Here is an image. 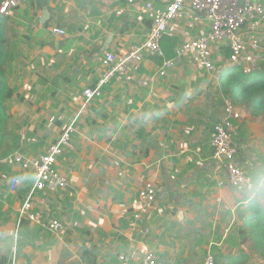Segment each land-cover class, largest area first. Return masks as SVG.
Returning a JSON list of instances; mask_svg holds the SVG:
<instances>
[{
  "label": "crops",
  "instance_id": "1",
  "mask_svg": "<svg viewBox=\"0 0 264 264\" xmlns=\"http://www.w3.org/2000/svg\"><path fill=\"white\" fill-rule=\"evenodd\" d=\"M147 1L46 0L50 18L45 24L36 0L10 11L9 26L17 34L10 71L18 65L23 77L17 83L9 77L17 89L8 103L5 146L12 134L13 152L36 158L57 142L81 110L83 91L94 88L102 75L99 58L146 41L153 27L143 13ZM55 27L66 36H54ZM207 29L203 16L197 22L174 20L166 34L170 59ZM259 38L264 56V21ZM163 39V57L145 52L141 77L154 75L167 60ZM213 55L211 73L183 60L150 87L114 79L87 105L71 147L57 162L71 186L49 191L43 207L65 224L64 233L52 234L20 217L33 178L20 168L1 166L16 212L11 219L0 218V264H119L122 254L131 257V264H142L149 251L163 264H202L208 254L218 263L238 256L245 246L235 234L242 224L237 209L256 189L251 194L218 186L225 175L212 159L213 128L232 99L241 114L236 162L257 188L264 181V112L254 116L223 91L226 72L239 68L246 74L229 62L228 46L214 45ZM260 66L246 75L264 72V60ZM19 123L31 134L23 129L15 137ZM13 152L4 148L0 156ZM11 176L21 180L15 192L9 188ZM148 182L155 186L156 204L143 211L139 192ZM138 212L142 224L134 217Z\"/></svg>",
  "mask_w": 264,
  "mask_h": 264
},
{
  "label": "built area",
  "instance_id": "2",
  "mask_svg": "<svg viewBox=\"0 0 264 264\" xmlns=\"http://www.w3.org/2000/svg\"><path fill=\"white\" fill-rule=\"evenodd\" d=\"M12 0H8L0 8V13L8 15ZM123 11H120L122 13ZM143 13L149 18L153 27L146 41L132 47L128 52L115 54L107 52L99 58L102 75L94 88L83 91L84 104L81 110L70 120L60 138L52 144L45 153L36 158H29L20 152L0 156V167L20 168L31 174L33 185L28 191L20 210V217L39 225L42 229L59 235L64 233L66 226L62 221L52 217L43 209L49 191L66 190L71 184L68 177L57 169L58 159L71 147V137L76 132V125L87 105L96 97H100L102 88L114 79L126 83H137L142 87H150L157 77H166L176 62L188 60L207 72L215 70L213 46L226 44L230 49L229 62L240 66L246 74L260 69L264 60L261 50L259 31L264 21V0H149ZM201 16L207 22L208 29L202 35L184 42L175 50L172 59L164 61L154 75L140 76L145 52L163 57L161 40L167 34L174 20L191 18L194 22ZM54 36H66V31L55 27ZM224 118L213 128L211 140L212 159L216 170L225 175L219 181L220 188L228 185L237 192L245 191L250 179L246 170L236 162L238 153L234 143L240 130L241 114L235 108L232 99L225 102ZM21 180L11 176L9 188L11 192L18 190ZM143 211H150L156 204L155 186L148 182L139 192ZM136 221L144 223L141 212L134 215ZM145 234L149 229L143 230ZM119 264H131L128 254L119 256ZM142 264H163L158 255L152 251L146 252ZM202 264H218L212 254H208Z\"/></svg>",
  "mask_w": 264,
  "mask_h": 264
},
{
  "label": "trees",
  "instance_id": "3",
  "mask_svg": "<svg viewBox=\"0 0 264 264\" xmlns=\"http://www.w3.org/2000/svg\"><path fill=\"white\" fill-rule=\"evenodd\" d=\"M7 1L0 0V8ZM20 6L21 4L10 7L9 13L20 10ZM10 20L9 14L0 13V155L5 148V129L9 119L8 103L14 98L17 89L9 78L11 62L15 56L14 42L17 35L10 29ZM169 40L171 39L168 35L163 39L167 59L173 55ZM233 70H229L222 76L223 91L232 95L237 104H243L251 109L254 116L261 115L264 112V72L246 75L239 68ZM260 183L257 185L254 197L246 200L247 205L237 209L242 223L238 229V235L241 239L240 245L251 247L264 263V181ZM247 258L244 252L243 255L229 256L224 263L240 264Z\"/></svg>",
  "mask_w": 264,
  "mask_h": 264
},
{
  "label": "rangeland",
  "instance_id": "4",
  "mask_svg": "<svg viewBox=\"0 0 264 264\" xmlns=\"http://www.w3.org/2000/svg\"><path fill=\"white\" fill-rule=\"evenodd\" d=\"M19 58L16 61H20L21 62V60ZM15 68H16V70L14 71L13 74L11 72L9 74V77L12 74L11 80L13 82L17 83L16 81H18L21 77H23V73H22V69L19 68L18 65H15ZM85 110H86V108L84 109V111ZM28 118H30V117H28ZM20 119H23V118H22V116L18 115L17 120H20ZM23 129H26V128L22 126V123H19L18 126H17V128H15L14 136L15 137L16 136H20ZM5 131L7 133V127H6ZM27 132H28V134H31V130L28 129ZM13 139H14V137L12 136V134H10L9 141L11 143L9 142L5 146V152L6 153L13 152V150L15 148V144L12 143ZM7 183H8L7 176H5L4 174H2L0 172V218H3V220H5V219H11L12 216L14 215V213L16 212V208H14V206L12 204V201L9 198V195L8 196L6 195V194H8L7 193ZM253 187H254V189H252ZM247 189H250L251 191L250 192H245V193H251V194L256 189V185L253 184L252 180H250V184H249V186H248ZM239 226L240 225H238L237 228L235 229V234L238 233ZM244 252H245V254H246V256L248 258L246 259V261L242 260L240 264H264L263 261L260 259V257L254 252V250L251 247L246 246L245 248H240L238 250V255L239 254L243 255ZM218 264H228V263H224V262H220L219 261Z\"/></svg>",
  "mask_w": 264,
  "mask_h": 264
},
{
  "label": "water",
  "instance_id": "5",
  "mask_svg": "<svg viewBox=\"0 0 264 264\" xmlns=\"http://www.w3.org/2000/svg\"><path fill=\"white\" fill-rule=\"evenodd\" d=\"M24 1H26V0H12V2H11V4L13 5V6H15V5H18L19 3H22V2H24ZM41 6H42V8H43V13H42V17H41V22L43 23V24H45V22L47 21V20H49V18H50V12H49V10H48V8H47V6H46V0H36Z\"/></svg>",
  "mask_w": 264,
  "mask_h": 264
}]
</instances>
